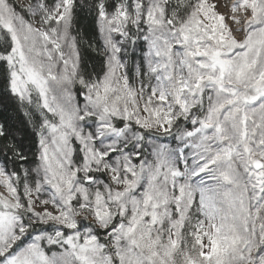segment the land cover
Here are the masks:
<instances>
[{"label":"snow or ice","instance_id":"snow-or-ice-1","mask_svg":"<svg viewBox=\"0 0 264 264\" xmlns=\"http://www.w3.org/2000/svg\"><path fill=\"white\" fill-rule=\"evenodd\" d=\"M0 78V264H264V0H0Z\"/></svg>","mask_w":264,"mask_h":264},{"label":"trees","instance_id":"trees-1","mask_svg":"<svg viewBox=\"0 0 264 264\" xmlns=\"http://www.w3.org/2000/svg\"><path fill=\"white\" fill-rule=\"evenodd\" d=\"M76 26L81 35L85 36L94 47L100 46V38L95 30L94 18L87 9L78 10ZM81 55L83 67L87 72H99L101 70L102 53L97 55L92 48H88L87 44L84 43L81 45ZM0 124L5 126L7 133V139L0 138V148L5 144H14L28 157L26 163L34 167L37 148L32 121L24 114V109L7 92L2 78H0ZM161 142L174 143L169 138H161ZM4 159V155L0 154V162ZM19 163L18 161L17 166ZM9 168H11V164H9Z\"/></svg>","mask_w":264,"mask_h":264},{"label":"rangeland","instance_id":"rangeland-1","mask_svg":"<svg viewBox=\"0 0 264 264\" xmlns=\"http://www.w3.org/2000/svg\"><path fill=\"white\" fill-rule=\"evenodd\" d=\"M30 2H31V0H15V4L20 6V7H23L24 5H26ZM233 2H234V0H215V3L218 6V10L221 13H223L225 16L229 15L230 8H231V5ZM238 38H239V36H238ZM102 55H104V54L102 53ZM0 192H3L2 188H0Z\"/></svg>","mask_w":264,"mask_h":264}]
</instances>
